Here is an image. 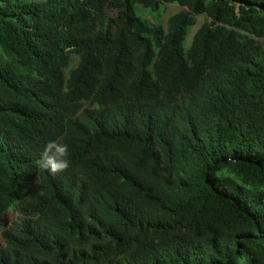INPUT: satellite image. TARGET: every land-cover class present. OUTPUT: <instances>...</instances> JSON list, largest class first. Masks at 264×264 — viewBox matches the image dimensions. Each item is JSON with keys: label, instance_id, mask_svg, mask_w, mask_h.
Returning a JSON list of instances; mask_svg holds the SVG:
<instances>
[{"label": "trees", "instance_id": "1", "mask_svg": "<svg viewBox=\"0 0 264 264\" xmlns=\"http://www.w3.org/2000/svg\"><path fill=\"white\" fill-rule=\"evenodd\" d=\"M0 264H264V0H0Z\"/></svg>", "mask_w": 264, "mask_h": 264}, {"label": "clouds", "instance_id": "2", "mask_svg": "<svg viewBox=\"0 0 264 264\" xmlns=\"http://www.w3.org/2000/svg\"><path fill=\"white\" fill-rule=\"evenodd\" d=\"M67 153V145L50 141L46 144L45 150L41 155V166L46 168L52 174L63 171L69 166Z\"/></svg>", "mask_w": 264, "mask_h": 264}, {"label": "rangeland", "instance_id": "3", "mask_svg": "<svg viewBox=\"0 0 264 264\" xmlns=\"http://www.w3.org/2000/svg\"><path fill=\"white\" fill-rule=\"evenodd\" d=\"M179 10H180V8L177 5H169V6H167L161 13V22H162V24L165 26L168 18L170 16H172L173 14L177 13ZM138 11H139V9H138ZM141 11L142 12H138L139 15L141 14L142 16H144L146 18H151V16L149 17V13L148 12H146L144 10H141ZM198 20H199L198 26L196 28H194L193 33L197 30V28L203 22L204 18L200 17ZM12 217H13L12 214H8L7 215V219H12Z\"/></svg>", "mask_w": 264, "mask_h": 264}]
</instances>
